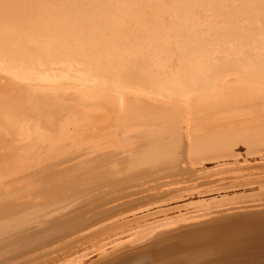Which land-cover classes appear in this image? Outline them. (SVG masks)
<instances>
[{
  "label": "bare ground",
  "instance_id": "obj_1",
  "mask_svg": "<svg viewBox=\"0 0 264 264\" xmlns=\"http://www.w3.org/2000/svg\"><path fill=\"white\" fill-rule=\"evenodd\" d=\"M262 215L264 0H0V264H264Z\"/></svg>",
  "mask_w": 264,
  "mask_h": 264
},
{
  "label": "rangeland",
  "instance_id": "obj_2",
  "mask_svg": "<svg viewBox=\"0 0 264 264\" xmlns=\"http://www.w3.org/2000/svg\"><path fill=\"white\" fill-rule=\"evenodd\" d=\"M11 158V157H10ZM3 164V163H2ZM214 195H212L211 197H213ZM218 196V195H217ZM216 196V197H217ZM215 197V196H214ZM213 197V198H214ZM226 198H230V197H226ZM225 197H223L222 199H221V197H218L216 200L215 199H210L211 201H210V204L211 205H213V206H216L215 204H214V201L213 200H215L216 202L215 203H218L217 204V206L216 207H218V205L219 206H221V205H223L224 203H226V202H229V201H231V200H234V199H226ZM218 199H220V200H218ZM225 199V200H224ZM221 200H223V201H221ZM227 200V201H226ZM200 201V200H199ZM218 201H221V202H218ZM225 201V202H224ZM197 202V201H196ZM206 202H209L208 200H206ZM211 202H213V204L211 203ZM222 202H224V203H222ZM219 203H221V204H219ZM208 203H206V205H207ZM196 205V207H198L199 206V204H198V206H197V204H195ZM194 204L193 205H191L190 207H193V206H195ZM187 207V206H186ZM186 207H179V208H177L178 210H179V212H178V210H176V209H174V210H169V211H161V212H157L158 214H156V213H153V214H151V215H149L150 217H148V218H150V220H154V219H156V220H158V219H161V218H166V217H168V216H166V215H169V217H171V216H176L175 214L177 213L178 215H179V213H180V215L179 216H185V214L187 213V211H190L191 209H189L188 207H189V205H188V207H187V209H186ZM193 208H195V207H193ZM174 211H176V212H174ZM182 211V212H181ZM186 211V212H185ZM164 213V214H161V213ZM165 212H167L166 213V215H165ZM184 212H185V214H184ZM169 213V214H168ZM173 213V214H172ZM159 214H161V215H163L164 217H162L161 215H159ZM182 214V215H181ZM184 214V215H183ZM177 215V216H178ZM156 216H157V218H156ZM166 216V217H165ZM249 216H256V215H246V216H239V218L238 217H236V218H229V219H227L225 222H230L231 220H239V219H243V218H248ZM259 216H261V215H259ZM152 217H154V219L152 218ZM159 217V218H158ZM161 217V218H160ZM262 217H263V215H262ZM262 217H260L261 219H264V217L262 218ZM155 221V220H154ZM171 246V245H170ZM175 246V245H174ZM199 246V245H198ZM201 247H202V245H201ZM200 248V247H199ZM168 249H171L169 246H166V245H162V246H158V247H154V248H152L151 249V251L153 252V253H158V254H160V253H162V252H164V251H166V250H168ZM259 249V247H258V245L257 246H255V247H251V248H249V249H247L248 251H251L252 253H254L253 251H255L256 252V250H258ZM247 250L245 251V249H228V250H224L223 251V253L222 254H220V253H218V254H220V256H219V260L220 261H222V260H234V261H239L238 259H240V258H242L244 255H245V253L247 252ZM264 253V250H262V251H259V253ZM147 254H149V253H147ZM256 254V253H255ZM147 261L149 260L150 261V259H146ZM148 261V262H149ZM240 262V261H239ZM165 263V262H164Z\"/></svg>",
  "mask_w": 264,
  "mask_h": 264
}]
</instances>
